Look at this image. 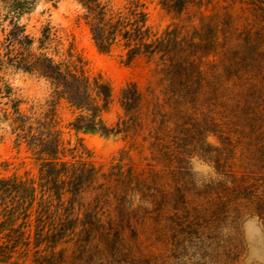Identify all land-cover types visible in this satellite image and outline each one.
I'll return each mask as SVG.
<instances>
[{
    "label": "rangeland",
    "instance_id": "1",
    "mask_svg": "<svg viewBox=\"0 0 264 264\" xmlns=\"http://www.w3.org/2000/svg\"><path fill=\"white\" fill-rule=\"evenodd\" d=\"M166 1L145 0L148 25L173 40L170 49L178 43L176 68L163 53L129 61L121 43L101 53L75 0H42L21 19L35 39L48 25L66 36L88 75L109 82V127L124 118L129 83L143 100L129 135L75 131L78 112L57 105L64 144L83 145L97 179L81 199L64 197L68 228L58 244L0 264H264V14L253 0H198L182 13ZM126 5L110 0L114 10ZM6 79L23 112L51 100L36 75L9 70ZM38 170L0 119V177Z\"/></svg>",
    "mask_w": 264,
    "mask_h": 264
},
{
    "label": "trees",
    "instance_id": "2",
    "mask_svg": "<svg viewBox=\"0 0 264 264\" xmlns=\"http://www.w3.org/2000/svg\"><path fill=\"white\" fill-rule=\"evenodd\" d=\"M42 0H0V99H6L0 119L7 122L18 146L24 145L38 164V177H0V262L23 260L31 252L42 254V245L59 243L68 228L63 214L64 197L79 200L86 187L97 179V169L83 157L84 147L69 148L55 120V110L65 101L78 112L72 129L104 136L130 134L137 126V111L143 97L136 84L121 91L124 118L116 127L103 120L112 98V87L102 76L90 77L86 62L74 43L48 25L38 39L21 24ZM55 1V0H45ZM85 11L95 46L109 53L118 44L127 50L129 61L137 56L150 58L163 53L164 63L178 67V43L158 37L148 25L145 0H126L123 9L114 10L110 0H75ZM264 14V0H253ZM198 0H168L165 7L175 13ZM201 29H204V25ZM264 31V25L262 27ZM258 34V33H257ZM167 35V34H166ZM170 36V34H169ZM9 70L36 75L52 91L51 100L39 109L21 110L22 102L6 76ZM69 217V215H68Z\"/></svg>",
    "mask_w": 264,
    "mask_h": 264
},
{
    "label": "clouds",
    "instance_id": "3",
    "mask_svg": "<svg viewBox=\"0 0 264 264\" xmlns=\"http://www.w3.org/2000/svg\"><path fill=\"white\" fill-rule=\"evenodd\" d=\"M205 175H207V172H205Z\"/></svg>",
    "mask_w": 264,
    "mask_h": 264
}]
</instances>
